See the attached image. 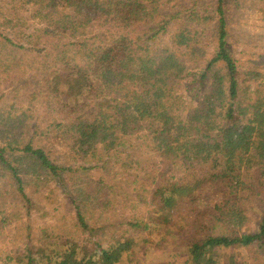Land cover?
I'll return each instance as SVG.
<instances>
[{"label": "trees", "instance_id": "obj_1", "mask_svg": "<svg viewBox=\"0 0 264 264\" xmlns=\"http://www.w3.org/2000/svg\"><path fill=\"white\" fill-rule=\"evenodd\" d=\"M172 3L0 0V264H126L188 233L198 261L264 264V68L241 70L225 0ZM200 58L209 87L184 117L175 93ZM56 195L66 212L37 230Z\"/></svg>", "mask_w": 264, "mask_h": 264}, {"label": "rangeland", "instance_id": "obj_2", "mask_svg": "<svg viewBox=\"0 0 264 264\" xmlns=\"http://www.w3.org/2000/svg\"><path fill=\"white\" fill-rule=\"evenodd\" d=\"M217 2L218 0H173L172 4L165 7L168 11H174L173 14L194 7H196V9H207L211 12H215ZM225 7L231 43L234 49L233 53L239 62L241 70L244 71L254 66L261 70V68H264V9H262L264 8V0H225ZM21 17H23L26 22L25 26L28 32H31L37 27L36 24L31 21L28 13H22ZM205 64L206 58H200L195 62L189 63L188 68L189 71H191L190 73L195 74L197 77L195 79L189 78L180 81L181 83L177 86L178 91L175 93L176 97L175 101H173V108L183 110L181 112H183L182 114L184 117L187 116L191 109L197 106L209 87L208 85H202L200 78ZM35 85V82L29 84L30 87H34ZM3 94H8V92H3L0 96ZM161 170L164 171V173L166 172L165 174L168 173L165 167H162ZM169 172H171V170ZM242 179L248 185L259 186L260 171L244 170ZM57 201L56 195L51 199V203L44 206L41 204L38 207L33 221L34 228L38 230L44 226L55 227L57 225V222H59L61 218V213L67 210V207H64V203L60 207L61 210H57V208H59L56 205ZM5 231L6 232L0 233V248L7 246L14 235L10 229ZM190 237L191 235H189V233L180 237V239H182L178 245L165 251L161 249L158 250V248L152 249L145 244H136L134 247L130 248V254L135 252L134 256H132L133 258L130 259V257H128L126 264H210V262L212 264L213 262H222V260H225L231 253H236L239 256L248 255V251H240L234 248H218L215 250V253L209 255V262L198 261L193 258L189 250H187L186 246ZM111 242L112 238L108 237L104 243V248L107 249V247L116 246L113 245V243L109 244ZM40 250L41 252L50 251L45 247H42ZM124 255L127 254H123V256ZM212 256L214 259H212ZM42 260L45 264H50L45 257H43ZM52 264H55V262ZM108 264L112 263L108 262Z\"/></svg>", "mask_w": 264, "mask_h": 264}]
</instances>
